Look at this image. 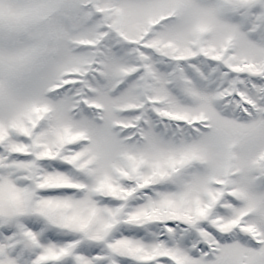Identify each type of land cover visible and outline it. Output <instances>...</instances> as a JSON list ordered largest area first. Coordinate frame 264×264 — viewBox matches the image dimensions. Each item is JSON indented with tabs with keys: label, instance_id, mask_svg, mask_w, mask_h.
I'll use <instances>...</instances> for the list:
<instances>
[{
	"label": "snow or ice",
	"instance_id": "6c2138e0",
	"mask_svg": "<svg viewBox=\"0 0 264 264\" xmlns=\"http://www.w3.org/2000/svg\"><path fill=\"white\" fill-rule=\"evenodd\" d=\"M0 264H264V0H0Z\"/></svg>",
	"mask_w": 264,
	"mask_h": 264
}]
</instances>
